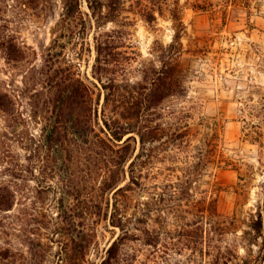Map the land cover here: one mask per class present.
<instances>
[{
  "label": "rangeland",
  "instance_id": "obj_1",
  "mask_svg": "<svg viewBox=\"0 0 264 264\" xmlns=\"http://www.w3.org/2000/svg\"><path fill=\"white\" fill-rule=\"evenodd\" d=\"M126 1L125 15L135 23V41L146 58L152 57L155 40L173 41L174 23L166 8L164 15L157 13L153 25L141 13L151 1L162 5L165 0H146L143 6L141 0ZM166 3L179 11L186 25L185 48L202 49L192 62L190 97L183 102L191 111L196 134L178 167L197 173L191 193L197 200L216 199L221 220H227L230 228L210 233L207 224V239L193 249L179 233L193 219L184 212L187 202L173 201L182 212L173 210L167 223H152L165 231L156 246L129 241L123 259L125 264H216L220 257L230 259L228 264H264V222L260 234L255 230L259 214L264 217V0ZM83 9L89 11L87 0ZM62 11L63 0H0V29L23 49L20 60L13 61L0 48V91L12 98L10 114L0 109V187L14 195L13 208L0 210V264H70L65 257L71 239L88 232L86 220L76 216L78 201L67 193L70 186L58 148L42 147L37 154L44 144L46 120L34 95L43 89V55ZM66 41V60L77 63L73 42ZM90 41L92 52L81 61V70L100 85L92 73L94 32ZM217 125L218 153L201 162L196 146ZM168 163L173 164L158 162L152 171L166 172ZM175 170L168 172L173 179L181 174ZM119 233L102 224L98 245L87 252L84 264H100Z\"/></svg>",
  "mask_w": 264,
  "mask_h": 264
},
{
  "label": "trees",
  "instance_id": "obj_2",
  "mask_svg": "<svg viewBox=\"0 0 264 264\" xmlns=\"http://www.w3.org/2000/svg\"><path fill=\"white\" fill-rule=\"evenodd\" d=\"M168 1L162 5L151 1L142 9L144 20L153 25L157 13L164 15L166 8L175 30L171 43L155 40L152 57L146 58L135 41V23L125 15L126 0H87L89 11L83 9L84 0H63L54 38L43 55V89L34 95L46 120L44 144L34 152L41 155L42 147L47 151L58 148L70 186L67 193L78 201L76 216L87 222V234L73 237L71 248H66L65 260L70 264L85 263L87 252L98 245L102 224L120 233L100 264H125L122 251L129 241L156 246L165 231L152 223H167L173 210L182 212L180 204H173L176 201H186L184 212L193 218L179 231L193 249L207 239V224L210 233H226L230 228L227 220H221L216 199L194 198L191 186L197 173L178 167L196 134L190 123L191 111L183 102L190 97L192 62L202 49L185 48L186 25L176 8L166 7ZM92 32L96 49L92 73L100 85L81 70V61L92 52ZM66 40L74 44L77 63L66 60ZM0 48L13 61L20 60L23 53L1 29ZM11 105L10 94L0 91V109L10 114ZM219 146L217 125L204 135L202 145L196 146L201 152L198 158L210 161ZM165 161L173 163L164 167L166 172L160 168L152 171ZM175 169L181 172L177 179L168 173ZM13 206L14 195L0 187V210ZM263 222L260 213L255 227L259 234ZM217 259L216 264L230 260Z\"/></svg>",
  "mask_w": 264,
  "mask_h": 264
}]
</instances>
